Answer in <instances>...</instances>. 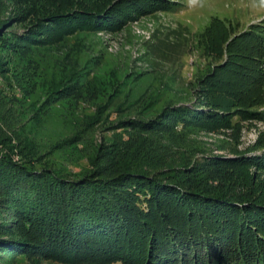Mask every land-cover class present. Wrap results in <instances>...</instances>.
<instances>
[{"label":"rangeland","instance_id":"374dc122","mask_svg":"<svg viewBox=\"0 0 264 264\" xmlns=\"http://www.w3.org/2000/svg\"><path fill=\"white\" fill-rule=\"evenodd\" d=\"M117 1L124 2L0 0V32L10 41H0L9 133L72 174L87 168L99 147L141 140L158 155L217 164L264 200V74L248 38L264 35V0H170L169 9L132 15L113 30L66 34L53 23L45 35L36 31L35 44L14 39L59 8ZM181 106L185 114H214L213 121L159 124ZM158 119L149 130L137 127ZM0 264L60 263L20 256Z\"/></svg>","mask_w":264,"mask_h":264},{"label":"trees","instance_id":"16d2710c","mask_svg":"<svg viewBox=\"0 0 264 264\" xmlns=\"http://www.w3.org/2000/svg\"><path fill=\"white\" fill-rule=\"evenodd\" d=\"M118 2L59 8L14 39L35 44L36 31L45 35L53 23L66 34L79 27L113 30L132 15L173 6L170 0ZM5 33L0 32V41L8 43ZM248 38L257 45L251 56L264 74V35L254 31ZM226 49L232 52L230 44ZM184 108L170 109L159 124L213 121L214 114H185ZM7 120L0 104V259L264 264V200L217 164L199 166L185 157L158 155L140 140L132 147H99L86 159L88 167L72 174L9 133ZM158 121L136 123L149 130Z\"/></svg>","mask_w":264,"mask_h":264}]
</instances>
